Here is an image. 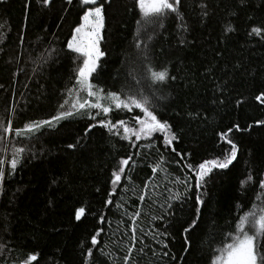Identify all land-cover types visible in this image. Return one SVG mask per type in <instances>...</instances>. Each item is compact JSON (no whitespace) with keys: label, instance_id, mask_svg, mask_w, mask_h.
<instances>
[{"label":"trees","instance_id":"1","mask_svg":"<svg viewBox=\"0 0 264 264\" xmlns=\"http://www.w3.org/2000/svg\"><path fill=\"white\" fill-rule=\"evenodd\" d=\"M182 2L191 31L181 38L192 42L184 46L178 43L176 29L169 18L151 40L150 33H141V50L134 46L135 14L129 11L133 0L105 3L100 47L106 55L92 82L105 92L127 94L131 90L129 85L135 84L129 73L140 67L142 50L147 44L155 65H167L176 77L164 88L168 98L157 104L159 116L168 120L179 136L174 147L186 154L184 160L165 149L162 137L154 138L153 146L139 141L137 147H130L127 141L109 136L98 125L85 136L87 125L95 123L87 117L64 119L55 129L45 128L29 140L10 134L12 144L7 153H0V158L10 160L13 146H25L27 151L17 171L0 184V264H19L29 254L37 256L31 264H85L87 249L92 248L91 236L98 229L102 231L98 246L92 248L94 254L99 257L101 248L107 244L104 251L110 249L114 255L106 258V264L112 260L123 264L124 252L118 245L124 223L117 231V222L127 221V217H121L120 213L124 208L133 212L138 206L147 211L153 199L156 214L163 212L161 204L167 207L171 203L170 215L162 221H152L151 213L142 216L140 227L148 232L157 225L159 231L168 227L171 235L166 242L173 254L179 253L180 224L193 211L194 191L179 201H167L168 196L183 193V188L160 174L155 178V187L147 190L149 198L142 204L133 192H123L124 187H129L124 181L112 197L113 203L105 206L109 199L107 193L112 190L110 173L114 160L133 155L135 167L127 168L133 186L150 182L152 173L147 164L154 163L161 154L169 161L165 165L169 172L183 176L186 170L181 172L180 168L184 162L200 163L220 157L230 147L217 133L233 124L247 129L229 133L239 146L238 158L228 170H214L201 189L204 204L199 226L190 235L187 264H210L212 249L219 245L229 225L234 228L235 219L251 207L250 201L257 202L255 186L249 184L242 190L240 182L250 169L255 174L264 167V125L256 124L257 120L264 119V103L255 99L264 91V37L248 35L252 26L264 20V0H248L244 7H240L239 0ZM201 2L208 5V16L202 23L197 6ZM80 15L82 8L78 0L72 4L53 0L49 7L38 5L36 0H7L0 4V120L6 123L11 118L13 128H17L28 121L48 119L57 111L67 110L76 93L69 96L66 90L72 86L70 77L74 75L75 65L65 45ZM25 24L21 42L19 36ZM228 25L235 30L225 34ZM207 67L212 72L203 74ZM217 84L223 86L222 91H216ZM139 87L151 96L152 86L147 81ZM80 95L87 98L86 94ZM65 99L69 103L60 109ZM214 100L217 102L213 103ZM220 100L224 103H219ZM237 100L243 103L237 106ZM92 112L95 114V110ZM133 114L113 110L109 118L113 122L130 120ZM101 118L103 114L97 120ZM69 143L77 147L68 149ZM137 152L139 156L135 155ZM5 169L7 173V165ZM121 195H125L127 203L117 211L115 205L122 203ZM80 206L85 207V215L76 221L74 210ZM101 215L105 217L103 224L99 222ZM144 239L158 252L167 251L147 237ZM134 256L140 264H153V261L166 264L168 259L160 260L150 253L143 256L134 253Z\"/></svg>","mask_w":264,"mask_h":264},{"label":"snow or ice","instance_id":"2","mask_svg":"<svg viewBox=\"0 0 264 264\" xmlns=\"http://www.w3.org/2000/svg\"><path fill=\"white\" fill-rule=\"evenodd\" d=\"M6 2L7 0H0V4ZM36 2L43 7H49L53 0H36ZM66 2L72 4L73 0H66ZM78 2L82 8V15L79 16V21L73 28L71 37L67 39L65 45L67 52L70 54V59L75 65L73 68L74 75L70 77V80L73 81L72 86L66 90L69 96L75 92L76 98L73 99L67 110L57 111L55 115L48 119L28 121L22 127L13 128L11 118L6 123L0 120V153H7L9 151L8 146L12 144L9 135L12 133L20 140H29L38 133H41L45 128L49 130L55 129L57 124L64 119L80 116L81 118L87 117V119L95 122L87 125L84 133L85 136L98 125L109 136H117L119 140L127 141L130 147H137L136 142L139 141L147 142L146 146H153V139L159 140L162 137L165 149L170 150L172 153H175L176 157L184 160L186 154H182L174 147V143L178 141L179 136L174 126L168 120L159 116V105L157 104V102H163L168 98L164 94V88L169 86L170 81H175L176 77L170 73L167 65H155L148 51V45L145 44L142 50L143 55L140 59V67L129 73L135 84L129 85L131 90L127 94L115 91L105 92L103 88L93 83L94 74H98V68L101 67L100 62L106 55L101 49L100 44L102 31L105 28L104 4L108 3L109 0H101L99 3L98 0H78ZM247 3L248 0H239L240 7L246 6ZM197 6L201 10L199 22L202 23L208 16V5L206 2H201ZM28 7L29 5L26 4L25 8ZM129 11L135 14L136 33L134 46L138 50H141V33H150L148 39L151 40L153 35L156 34L157 29L165 27V21L169 18L172 19L176 29L178 43L184 46L186 43L192 42L181 38L191 31L186 14L183 12L182 0H133L132 8ZM232 15H236V13L233 12ZM249 19L252 18L250 17ZM24 30H26V24L22 26L21 35L19 36L21 42L24 38L22 34ZM234 30L231 25H228L225 27L224 32L228 34ZM248 35L264 37V20L258 26H252ZM211 72L212 68L207 67L203 74H210ZM145 81L152 86L151 96L146 95L144 91L140 90L139 86L143 85ZM222 90L223 86L217 84L216 91ZM80 94H86L87 98H81ZM255 99L264 103V91H261L260 95H257ZM216 102L215 100L213 101V103ZM68 103V100L65 99L64 103L60 104V109H65V105ZM219 103L223 104L224 101L220 100ZM242 103V100L236 101L237 106H240ZM92 110H95V114H93ZM113 110L134 114L130 117V120L117 119L113 122L109 118V113ZM101 114H103L104 118L97 120V117L101 116ZM189 115L190 117L192 116L191 113ZM256 124L258 126L264 125V119L257 120ZM234 130L239 132L246 131L247 129H242L239 124H233L226 131L217 133L220 140L230 147L220 157L205 159L200 163L184 162L180 168L181 172H185L186 170L183 176H173L168 168L165 167L169 161L161 154L154 163L147 164L152 173L150 182L144 181L142 186L140 184L133 186V178L127 172L129 166L135 167L136 161L133 159V155L129 154L126 157L114 160L110 173L112 190L107 193L109 199L105 202V206L113 203L112 197H114L116 190L122 186L124 181H127L129 187H124L123 192H133L136 199L142 204L149 198L147 190L150 187H155V178L160 174H163L165 178H169L171 183L180 185L183 188V193L176 192L168 196L167 201H179L189 191H194L195 194L193 211L188 219L180 224L182 246L180 252L176 254L172 253L169 243L166 242L171 235L168 227H165L163 231H159V225H157V228L151 232L145 231L144 228L140 227L141 217L149 216L150 213L152 221H162L168 217L170 215L168 209L172 207L171 203H167V207L164 204L160 205L163 209L161 214H156L153 211L152 205L156 203L154 199L147 211H142L138 206L135 211L129 213L124 208L120 215L121 217H127V221L117 222V231L120 230V224L124 223V231L121 233V240L118 245L124 252V256L122 257L123 264H140V261L135 259L134 253L141 256L150 253L152 257H157L160 260L167 257L166 264H172V262L187 264L185 256L186 254H190V235L199 226L201 206L204 204L201 189L207 183V177L214 170H228L237 161L239 146L229 136V133H232ZM156 134H159V136ZM66 147L68 149H75L77 145L69 143ZM26 151L25 146H13L11 148L10 160L0 158V184L5 181L6 176L10 177L17 171ZM135 155L139 156L140 153L137 152ZM6 165L7 173L5 169ZM249 184L255 186L254 195L257 202L250 201L251 207L235 219L234 228L232 225H229V229L219 242V245L212 249L213 254L210 258V264H264V244L261 243L264 240V167L257 169L255 174L250 169L245 178L240 182L241 189H245ZM168 191L172 192V189L169 188ZM120 200L122 203L118 202L115 205L117 211H120L124 204L127 203L125 195H121ZM84 215V206L77 207L74 210L76 221H80ZM99 222L101 224L105 222L103 215L99 217ZM169 224H171V221H169ZM101 231L102 229H98L91 236L92 248L98 246V237L101 235ZM144 237L158 244L160 249L167 251L158 252L157 249L152 248L146 242ZM92 248L87 249L85 264H106V258L114 255L110 249L107 252L104 251L105 248H108L107 244L104 245V248H101L99 257L94 254ZM36 259V255L29 254L19 264H31ZM111 264H115V260H112ZM153 264H155V261H153Z\"/></svg>","mask_w":264,"mask_h":264}]
</instances>
